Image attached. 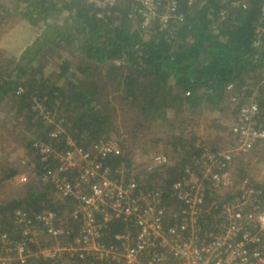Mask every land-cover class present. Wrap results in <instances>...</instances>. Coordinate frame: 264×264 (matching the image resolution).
<instances>
[{
	"label": "built area",
	"instance_id": "built-area-1",
	"mask_svg": "<svg viewBox=\"0 0 264 264\" xmlns=\"http://www.w3.org/2000/svg\"><path fill=\"white\" fill-rule=\"evenodd\" d=\"M85 1L110 15L120 0ZM131 1L130 18L140 20L144 30L155 24L162 30L171 20L185 19L179 0ZM250 2L236 0L234 6L246 9ZM261 20L256 44L264 36V0ZM226 92L233 139L212 148L197 138L194 147L200 153L171 185L166 184L168 169L180 163L178 158L147 152L141 164L131 160L130 166L112 167L110 158L123 153L117 142L98 140L83 148L62 136L59 123L53 125L54 147L35 140L32 149L42 164L38 180L51 186L64 207L39 213L17 209L8 230L0 215V264H77V259L89 264H264L263 181L255 186L245 175H234L232 167L236 157L264 151V116L255 98L238 100L233 84ZM33 101L43 115L40 99ZM32 167L34 174V162ZM28 178L21 175V183Z\"/></svg>",
	"mask_w": 264,
	"mask_h": 264
},
{
	"label": "trees",
	"instance_id": "trees-1",
	"mask_svg": "<svg viewBox=\"0 0 264 264\" xmlns=\"http://www.w3.org/2000/svg\"><path fill=\"white\" fill-rule=\"evenodd\" d=\"M15 1L24 6L21 17L32 28H37L35 16H38L36 20H42L43 28L32 46L18 56L11 72L0 64V105L9 101L10 109L17 116L24 115L31 126L43 128V135L36 140L54 147L49 133L59 122L65 133L62 136H70L83 148H89L98 140H109L110 128H114L113 117L108 101L103 99L110 90L127 106H138L146 118L171 122L167 111L178 114L183 104L192 109L200 105L213 110L220 108L229 115L230 94L226 87L233 84L238 100L255 98L264 116V36L255 43L256 30L263 25V0H251L246 9L234 6L236 0H195L192 5L179 0L178 11L184 14V21L171 20L162 30L158 24L144 30L140 20H132L131 0H120L110 10V15H107L109 11H100L85 0H54L50 4L47 0ZM7 2L0 0V10L14 7V0ZM57 3H61V7ZM99 14L102 17H98ZM42 53L54 57V68L58 72L55 81L37 78L33 66H37ZM75 73H80L82 79L76 78ZM247 79L257 83L242 95L240 85ZM61 80L66 81L64 86L59 85ZM33 97L40 99L48 112L60 113L54 123L37 115L40 111L33 108ZM175 114L172 122L178 121ZM180 131L164 151L173 161L180 160L176 167L168 169L167 185L180 179L184 166L200 153L194 147L199 137H187L183 129ZM122 151V155L110 158V166L122 163L130 166L128 152ZM2 168L5 178L16 175L13 168L7 165ZM41 171L42 164L36 159L37 181L30 179L22 184L23 198L0 203L6 230L10 229L12 214L17 209L39 213L64 207L53 202L50 186L39 182ZM119 230L114 228V231ZM40 262L50 264V261Z\"/></svg>",
	"mask_w": 264,
	"mask_h": 264
},
{
	"label": "rangeland",
	"instance_id": "rangeland-1",
	"mask_svg": "<svg viewBox=\"0 0 264 264\" xmlns=\"http://www.w3.org/2000/svg\"><path fill=\"white\" fill-rule=\"evenodd\" d=\"M4 1L7 2L8 0ZM37 17H34L37 24V28L34 29L42 33L43 22L40 19L36 20ZM15 22V18L11 17L10 14H2L0 10V64L3 65L7 72H11L14 69L22 50L32 46L33 42L39 37H34L25 26V28L22 25L19 27ZM37 42L38 45H41L39 40ZM36 65L32 66L38 74L37 78L39 80L50 78L55 81L57 79L58 72L54 68L53 56L48 53H42L36 61ZM75 75L76 78L82 79L80 73H75ZM67 77L66 75L65 78ZM66 80L69 81V78ZM256 83L257 81L247 79L243 86L240 85L242 95H246L247 89H251ZM65 84L66 81L63 80L59 83L61 86ZM34 99L35 97L32 99L33 103ZM103 100L105 102L108 101L107 106L111 109L113 117L114 128H110L108 138L117 142L121 148L123 147L122 150L128 152L129 159L130 161L132 160L133 165L141 164L145 160L144 154H147V152H164L168 150V143L174 136H178L181 133V129L185 131L184 133L187 134V137L189 135L197 136L212 148L223 145L226 139L231 140L228 133V123L231 122V119L228 112H221L220 108L213 110L200 105L192 109L183 104L179 106L182 111L178 114H175V111H167L168 120H171V122H159L143 116L138 106H127V103L124 104L119 95H116L112 90L106 94ZM243 102H246L245 98ZM9 103V101H6L0 105V203L23 198L24 189L22 187L23 183L20 181L21 175L29 177L27 182L30 179L31 181H37L35 175L33 174L32 176L30 173L33 169V162H35L37 157L31 148L32 144L29 145V143L36 140L37 136L43 135L44 132L43 128L31 126L32 124L25 118L24 113L22 114L23 116H17L16 112L10 109L11 103ZM173 114L177 116V122H172ZM37 115L43 119H50L55 122L56 116L58 117L60 113L54 111L51 113L45 109L43 115L38 113ZM181 119L184 122L178 123ZM36 124L39 123L36 122ZM3 165L13 168L16 171V175L5 178L4 173H2ZM50 165L54 166L53 163ZM232 167L234 175L237 174V176L244 178L245 174V177L253 183L261 184L263 181L264 185V178L261 180L262 175L264 176V151H253L246 157H236ZM38 186L45 189L42 184ZM51 197L54 203L60 204L52 188Z\"/></svg>",
	"mask_w": 264,
	"mask_h": 264
},
{
	"label": "crops",
	"instance_id": "crops-1",
	"mask_svg": "<svg viewBox=\"0 0 264 264\" xmlns=\"http://www.w3.org/2000/svg\"><path fill=\"white\" fill-rule=\"evenodd\" d=\"M39 1L40 0H37V2L39 3ZM47 2L49 3V2H51V3H53L54 2V0H52V1H49V0H47ZM9 2H7V3H3L4 5H3V7L4 6H6L7 4H8ZM50 4V3H49ZM58 4V6L59 7H61L60 5H61V3H57ZM13 5H14V7L13 8H9V7H6L5 9H3V10H1L2 11V14H5V15H7V14H10V16L11 17H13V18H15V20H16V22L15 23H17V25L20 27L21 25L24 27H26L30 32V34H33L34 35V37H38L39 36V32H37L38 30H36V29H34V28H32L30 25H29V23H28V21H26L25 19H23L22 17H21V13H22V8L24 7V6H22V5H19L15 0H14V2H13ZM64 14V13H63ZM62 14V15H63ZM51 15L54 17V16H56L55 14H54V12H52L51 13ZM55 18V17H54ZM24 27V28H25ZM5 28V27H4ZM7 32H8V30L7 29H5ZM36 40V39H35ZM34 43V42H33ZM26 46H28L27 44H26ZM25 46V47H26ZM24 50V49H23ZM23 50H22V52H23ZM21 52V53H22ZM20 53V54H21Z\"/></svg>",
	"mask_w": 264,
	"mask_h": 264
},
{
	"label": "bare ground",
	"instance_id": "bare-ground-1",
	"mask_svg": "<svg viewBox=\"0 0 264 264\" xmlns=\"http://www.w3.org/2000/svg\"><path fill=\"white\" fill-rule=\"evenodd\" d=\"M230 137H231V140L233 139V137H232V135L230 134ZM250 180V179H249ZM253 184V183H252ZM256 184H258V183H254L253 185H255L256 186ZM260 184V183H259ZM258 184V185H259ZM76 263L77 264H89L90 262L89 261H82V260H80V259H77V261H76Z\"/></svg>",
	"mask_w": 264,
	"mask_h": 264
}]
</instances>
